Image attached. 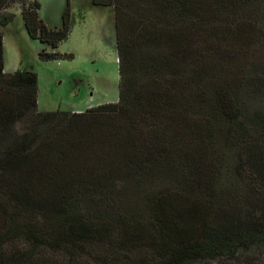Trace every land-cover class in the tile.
<instances>
[{
	"label": "trees",
	"instance_id": "obj_1",
	"mask_svg": "<svg viewBox=\"0 0 264 264\" xmlns=\"http://www.w3.org/2000/svg\"><path fill=\"white\" fill-rule=\"evenodd\" d=\"M25 28L58 50L39 0ZM114 6L117 101L40 110L0 31V264H264V0Z\"/></svg>",
	"mask_w": 264,
	"mask_h": 264
},
{
	"label": "rangeland",
	"instance_id": "obj_2",
	"mask_svg": "<svg viewBox=\"0 0 264 264\" xmlns=\"http://www.w3.org/2000/svg\"><path fill=\"white\" fill-rule=\"evenodd\" d=\"M40 15L51 27L62 25L68 0H39ZM75 25L58 50L73 58L43 60L47 46L28 34L20 4L7 11L15 14L0 31L4 34L6 71L17 69L38 76L40 110H85L100 103L117 101L119 56L114 6L94 5L92 0H69Z\"/></svg>",
	"mask_w": 264,
	"mask_h": 264
},
{
	"label": "crops",
	"instance_id": "obj_3",
	"mask_svg": "<svg viewBox=\"0 0 264 264\" xmlns=\"http://www.w3.org/2000/svg\"><path fill=\"white\" fill-rule=\"evenodd\" d=\"M41 12V11H40ZM75 18V17H74ZM74 21H75V19H74ZM74 25H75V23H74ZM74 27V26H73Z\"/></svg>",
	"mask_w": 264,
	"mask_h": 264
},
{
	"label": "built area",
	"instance_id": "obj_4",
	"mask_svg": "<svg viewBox=\"0 0 264 264\" xmlns=\"http://www.w3.org/2000/svg\"><path fill=\"white\" fill-rule=\"evenodd\" d=\"M79 111V110H78Z\"/></svg>",
	"mask_w": 264,
	"mask_h": 264
}]
</instances>
